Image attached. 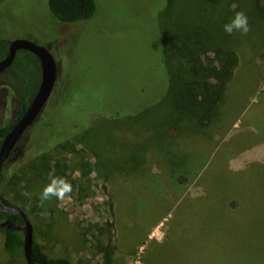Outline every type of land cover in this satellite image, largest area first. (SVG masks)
Returning a JSON list of instances; mask_svg holds the SVG:
<instances>
[{
  "label": "rangeland",
  "instance_id": "rangeland-1",
  "mask_svg": "<svg viewBox=\"0 0 264 264\" xmlns=\"http://www.w3.org/2000/svg\"><path fill=\"white\" fill-rule=\"evenodd\" d=\"M94 2L91 19L61 24L46 0H0V37L49 50L56 81L88 82L73 88L69 100H111L118 102L114 111L131 104L136 113L166 86L153 19L163 0ZM253 4L230 0L229 10L242 7L248 16ZM259 5L264 9V0ZM248 20L247 35H230L238 64L206 127L183 117L161 127L169 117V93L160 108L135 117H95L67 152L29 157L47 142L44 132L54 117L23 135L3 167L0 194L26 213L34 241L50 259L105 264L110 244L109 264H264V19ZM20 110L5 70L0 128ZM54 161L63 175L55 174ZM51 176L66 178L72 192L41 207ZM1 245L0 264H26L23 254L12 257Z\"/></svg>",
  "mask_w": 264,
  "mask_h": 264
},
{
  "label": "trees",
  "instance_id": "trees-1",
  "mask_svg": "<svg viewBox=\"0 0 264 264\" xmlns=\"http://www.w3.org/2000/svg\"><path fill=\"white\" fill-rule=\"evenodd\" d=\"M242 1L247 5H252L254 2V7L246 8L248 16L264 19V9L259 5L260 0ZM229 5L230 0H163L161 10L153 16V19L159 35V44L156 45L159 68L164 70L166 86H163L164 92L161 91L158 97L141 106L136 113L130 109L131 104L126 106L123 112L114 111L118 102L111 100L103 102L83 97L73 102L69 100L72 98L70 95L73 93V88L84 87L88 82L84 79L75 81L73 77L64 82L58 79L47 104L31 127L34 132L39 125H42L41 122L54 117V121L46 125L47 130L44 134L48 135L43 140L49 138L44 146L33 150L29 157L49 155L56 151L67 152L68 144L76 136L88 132L95 117H104L113 121L135 117L137 114L160 108L169 93H172L168 109L169 117L159 124L161 127H168L170 119L173 121L175 117L187 118L186 120L196 122L201 128L210 124L217 115L226 86L238 64L237 54L231 48L230 35L224 31L223 26L236 12L243 10L242 7L229 10ZM46 9L57 22L74 24L91 19L96 12V5L94 0H46ZM10 42L0 37V61L7 56ZM172 63L176 65L175 70ZM7 71L12 76L19 93L21 110L12 124L0 128V146L5 135L32 102L41 82L40 61L26 50L16 52ZM77 74L84 76L82 73ZM61 91L64 92L62 97ZM51 164L55 168L56 175L64 174L62 170L57 171L59 167L57 161ZM86 168L88 173L89 168ZM4 202L8 204L6 200ZM0 222H9L18 226L22 224V219L2 212ZM0 239L2 249L8 255L15 257L23 254L22 231L1 228ZM113 250L109 244L105 252V264L111 262ZM32 254L37 260L35 264H72L68 259H50L34 241V235Z\"/></svg>",
  "mask_w": 264,
  "mask_h": 264
},
{
  "label": "water",
  "instance_id": "water-1",
  "mask_svg": "<svg viewBox=\"0 0 264 264\" xmlns=\"http://www.w3.org/2000/svg\"><path fill=\"white\" fill-rule=\"evenodd\" d=\"M26 50L33 54L40 61L41 82L39 89L32 102L23 115L5 135L0 146V174L2 167L9 156L17 149V145L25 132L31 128L35 120L47 104L56 84L57 66L56 61L49 50L38 46L30 41L15 40L9 44L7 56L0 61V73L7 70L11 65L17 51ZM0 212L19 216L22 224L15 226L9 222H1V228H8L23 232V255L26 264H35L37 260L32 254L33 227L26 215L20 208L5 204L0 198ZM44 264V263H41Z\"/></svg>",
  "mask_w": 264,
  "mask_h": 264
},
{
  "label": "clouds",
  "instance_id": "clouds-1",
  "mask_svg": "<svg viewBox=\"0 0 264 264\" xmlns=\"http://www.w3.org/2000/svg\"><path fill=\"white\" fill-rule=\"evenodd\" d=\"M224 31L232 35L239 32L242 35H247L251 31L248 16L243 11H238L231 20L224 26ZM72 192V184L64 177L51 176L49 182L44 186L40 193V206L50 201L53 197L58 201H63ZM25 197L30 198V194L25 191L22 193Z\"/></svg>",
  "mask_w": 264,
  "mask_h": 264
},
{
  "label": "flooded vegetation",
  "instance_id": "flooded-vegetation-1",
  "mask_svg": "<svg viewBox=\"0 0 264 264\" xmlns=\"http://www.w3.org/2000/svg\"><path fill=\"white\" fill-rule=\"evenodd\" d=\"M32 126H33V125H32ZM32 126H31V127H32ZM29 129H30V128H29ZM29 129H28V130H29ZM28 130H27V131H28ZM27 131H26V132H27ZM26 132H25V133H26ZM22 137H23V136H22ZM21 139H22V138H21ZM15 151H16V150H15ZM15 151H14V152H15ZM12 154H13V153H12ZM12 154H11V155H12ZM11 155H10V156H11ZM10 156H9V157H10ZM9 159H10V158H9ZM9 159H7L6 161H8ZM5 164H6V162L4 163V165H5ZM4 165H3V167H4ZM3 167H2L1 173L3 172ZM1 175H2V174H0V176H1ZM0 198H1V199L3 200V202H4V199L1 197V194H0ZM4 203H5V202H4ZM0 213H2V212H0ZM0 223H1V222H0Z\"/></svg>",
  "mask_w": 264,
  "mask_h": 264
}]
</instances>
